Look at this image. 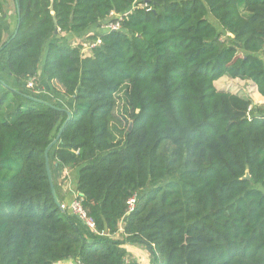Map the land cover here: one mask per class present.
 Segmentation results:
<instances>
[{
    "label": "trees",
    "instance_id": "16d2710c",
    "mask_svg": "<svg viewBox=\"0 0 264 264\" xmlns=\"http://www.w3.org/2000/svg\"><path fill=\"white\" fill-rule=\"evenodd\" d=\"M13 4L0 0V264H124L128 245L151 264H264V112L216 86L264 97V0ZM117 22L89 56L59 37ZM40 73L70 108L30 94ZM66 110L49 152L62 210L45 151Z\"/></svg>",
    "mask_w": 264,
    "mask_h": 264
},
{
    "label": "rangeland",
    "instance_id": "374dc122",
    "mask_svg": "<svg viewBox=\"0 0 264 264\" xmlns=\"http://www.w3.org/2000/svg\"><path fill=\"white\" fill-rule=\"evenodd\" d=\"M9 6L8 9L12 15H15L14 13V4L13 0H8ZM110 23H102L100 26L89 33L85 35H64L61 34L60 39L68 41L72 46H82V54L85 56H89L91 54L92 45H94L96 42L92 41L90 39L91 36L96 35L100 36L103 33L107 32L106 26H108ZM98 42V41H97ZM33 87L29 88L28 91H30L32 95H35V97L39 99H45L49 102H55L58 103L61 106H65L67 109L70 108V100L65 98L62 94L63 89L58 84L55 83V88L59 91H57L53 85H50L51 89H48L47 85H43L42 82H40L39 78L36 80H32ZM216 86L220 90L229 91L232 93L239 94L241 96H248L252 100V106L253 107H259L264 112V97H262L257 90L256 85L251 81H242L239 79H231L229 77H224L216 82ZM38 87H41V90H39ZM119 107L116 111V116L121 118L123 115V109L122 106L124 105V97L123 95H120L119 97ZM125 124V123H124ZM65 180H62V177L59 180V187L61 188L62 192L67 191L69 195L74 196L71 193V186L73 185V173L68 172V174L65 172ZM63 178V179H64ZM71 193V194H70Z\"/></svg>",
    "mask_w": 264,
    "mask_h": 264
},
{
    "label": "crops",
    "instance_id": "0c3cea01",
    "mask_svg": "<svg viewBox=\"0 0 264 264\" xmlns=\"http://www.w3.org/2000/svg\"><path fill=\"white\" fill-rule=\"evenodd\" d=\"M9 15L13 16L12 13H10V12H9ZM39 79L44 86L47 85L48 89H51L48 82H47V79L44 76H42L41 73L39 75ZM76 178H77L76 173H73V185L71 186V193L74 196L69 195L67 193V191L62 192V195H64L66 198L65 201H67L68 199H71V198L74 199L77 196V191H76V181L77 180H76ZM88 230L90 232H92L90 229H88ZM116 237L121 238L120 234L117 235ZM126 248H127L128 253H129V257L127 258V261L129 263L133 262L135 264H151L150 253L146 249H144L143 247L138 246V245H131V246L128 245ZM58 264H77V263L67 262V263H58Z\"/></svg>",
    "mask_w": 264,
    "mask_h": 264
},
{
    "label": "built area",
    "instance_id": "2783aa9c",
    "mask_svg": "<svg viewBox=\"0 0 264 264\" xmlns=\"http://www.w3.org/2000/svg\"><path fill=\"white\" fill-rule=\"evenodd\" d=\"M107 31H117L120 28V23H110L108 26H106ZM100 43L98 41L92 47H94L96 44ZM29 88L33 87V82L30 81L28 84ZM136 203V197L132 198L129 201L130 204V212L134 210ZM67 206L64 203H61V209L66 210ZM69 209L71 210L72 214L78 217L84 224L85 226L90 229L91 231H95V223L94 221L89 217V215L86 213L82 206V199L76 197L75 200L70 204ZM124 264H130L127 260L125 261Z\"/></svg>",
    "mask_w": 264,
    "mask_h": 264
},
{
    "label": "water",
    "instance_id": "95a60500",
    "mask_svg": "<svg viewBox=\"0 0 264 264\" xmlns=\"http://www.w3.org/2000/svg\"><path fill=\"white\" fill-rule=\"evenodd\" d=\"M55 23H56V21H55ZM38 101L39 102H43V101H40V100H38ZM66 111H67V115H68L67 121L64 123L63 127L61 128L57 138L47 147V149L45 151L47 174H48L49 181H50V184H51L53 198H54V201H55L56 205L58 207H60V208H61V202H60V200H59V198L57 196V193H56V189H55L54 182H53L52 171H51L50 164H49V152L58 143V141H59V139L61 137V134H62V132L64 130V127L66 126V124L68 123V121L72 117V113L70 111H68V110H66ZM246 178H249V174H247Z\"/></svg>",
    "mask_w": 264,
    "mask_h": 264
}]
</instances>
